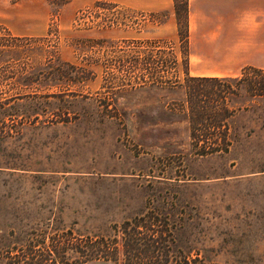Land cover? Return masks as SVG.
Returning a JSON list of instances; mask_svg holds the SVG:
<instances>
[{"label": "rangeland", "instance_id": "1", "mask_svg": "<svg viewBox=\"0 0 264 264\" xmlns=\"http://www.w3.org/2000/svg\"><path fill=\"white\" fill-rule=\"evenodd\" d=\"M248 1L205 3L257 11ZM46 4L34 37L12 36L0 23V92L21 99L13 107L19 134L0 145V264L30 233L106 236L146 211L165 216L173 247L203 264H264V115L237 118L253 133L227 155H194L172 12L143 0ZM153 39L174 44L170 83H140L120 70L146 52L123 42ZM189 45L188 37L186 72L208 68ZM49 52L69 81L39 76ZM254 102L264 107V98Z\"/></svg>", "mask_w": 264, "mask_h": 264}, {"label": "trees", "instance_id": "2", "mask_svg": "<svg viewBox=\"0 0 264 264\" xmlns=\"http://www.w3.org/2000/svg\"><path fill=\"white\" fill-rule=\"evenodd\" d=\"M172 8L176 43L183 62V105L188 119L190 151L198 157L227 155L234 145L248 139L249 134L253 133L248 125L237 124V118L264 115V107L254 102L264 98V72L245 67L233 78L190 77L186 72L189 37L187 0H172ZM153 15H149V18ZM137 42L123 44L126 48L134 49L145 46L146 52L141 57L137 56L138 59L122 61L121 72L134 73L140 83L148 77L151 85L160 78L175 77L171 73L176 65L172 51L174 44L160 39ZM154 49H157L156 52ZM157 53L160 54L159 63L154 60ZM47 58L39 76L48 81H69L67 73L60 71L65 63L53 60V52H49ZM157 64L164 77L157 75L159 72L153 67ZM81 77L79 81L82 82L84 79ZM49 97L56 95L43 96ZM18 100H21L19 95L6 97L0 92V145L19 134L21 123H15L17 115L13 108ZM110 230V235L95 237L77 235L70 230L49 235L44 232L30 233L25 246L6 251V264H87L95 261L112 264H203L196 255L191 257L188 252L173 247L171 230L166 224V217L161 214L158 216L146 211L118 226L113 225Z\"/></svg>", "mask_w": 264, "mask_h": 264}, {"label": "crops", "instance_id": "3", "mask_svg": "<svg viewBox=\"0 0 264 264\" xmlns=\"http://www.w3.org/2000/svg\"><path fill=\"white\" fill-rule=\"evenodd\" d=\"M130 1L138 4V0ZM206 1L187 0L189 56L210 66L199 69L200 72L189 67L188 75L236 77L245 67L264 72V0L248 1L249 8L257 11H218L216 4ZM144 3L153 10L173 14L172 0H143ZM38 11H49L46 0H0V23L12 36L34 37L39 32L34 25L40 19ZM15 22L19 26H14Z\"/></svg>", "mask_w": 264, "mask_h": 264}]
</instances>
